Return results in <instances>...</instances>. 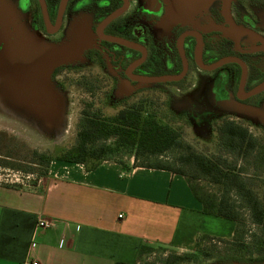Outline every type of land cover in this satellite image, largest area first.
<instances>
[{
    "label": "rangeland",
    "instance_id": "obj_1",
    "mask_svg": "<svg viewBox=\"0 0 264 264\" xmlns=\"http://www.w3.org/2000/svg\"><path fill=\"white\" fill-rule=\"evenodd\" d=\"M191 1L185 0V3ZM260 1L264 4V0ZM168 12L170 17L174 14L172 8ZM35 22L34 2L30 9L24 10L19 0H0V133L5 134L0 138V183L30 186L38 182L59 161L54 160L48 168L40 167L33 163V152L37 150L58 156L72 148L85 109L95 111L100 108L104 116H115L126 105L145 101L165 112L166 118L160 121L179 130L184 146L172 148L161 156H141L138 165L161 162L194 176L197 172L180 161L188 154L187 149H191L208 158L220 159L229 166L236 165L242 178L254 184L252 188L264 204V167L253 165L257 153L249 158H239L227 151L219 134L224 121H234L247 128L257 141L255 151H264V104L251 107L236 104L234 100L216 104L212 94H196L197 91L179 92L172 88L170 92L173 94H165L169 90L166 85L147 88L123 83L121 94H87L80 83L57 89L52 68L58 64L66 66L82 62L80 49L75 53L70 51L84 42L85 36L93 40L90 24L89 21L80 22L78 30L69 33L66 47H58L36 30ZM132 91L138 94H130ZM89 105L93 106L88 108ZM113 142L111 138L106 143ZM112 158L122 163L134 159L132 152L128 151ZM195 183L211 195L223 194L222 185L213 184L205 176ZM229 198L241 215L239 224L236 223V241L235 238L231 241L220 238L204 240L199 249L185 253L154 247L143 264H164L174 256L189 253L195 258L179 264H221L220 261L230 262L236 258L243 261L234 264H264V253L255 246L262 236L261 228L252 223L240 196L232 192ZM241 244L244 248L240 247Z\"/></svg>",
    "mask_w": 264,
    "mask_h": 264
},
{
    "label": "flooded vegetation",
    "instance_id": "obj_2",
    "mask_svg": "<svg viewBox=\"0 0 264 264\" xmlns=\"http://www.w3.org/2000/svg\"><path fill=\"white\" fill-rule=\"evenodd\" d=\"M33 2L36 30L58 47H66L80 22L90 24L93 40L85 36L70 51L80 49L82 62L52 68L57 89L80 83L87 94H121L123 83L166 85L165 94L197 91L212 94L216 104H264L260 0H19L24 10ZM157 78L167 80L146 81Z\"/></svg>",
    "mask_w": 264,
    "mask_h": 264
},
{
    "label": "crops",
    "instance_id": "obj_3",
    "mask_svg": "<svg viewBox=\"0 0 264 264\" xmlns=\"http://www.w3.org/2000/svg\"><path fill=\"white\" fill-rule=\"evenodd\" d=\"M235 231L203 213L184 176L134 159L94 170L59 161L30 186L0 183V264H143L154 247L191 252Z\"/></svg>",
    "mask_w": 264,
    "mask_h": 264
},
{
    "label": "trees",
    "instance_id": "obj_4",
    "mask_svg": "<svg viewBox=\"0 0 264 264\" xmlns=\"http://www.w3.org/2000/svg\"><path fill=\"white\" fill-rule=\"evenodd\" d=\"M123 101L127 102V99H122ZM92 106L89 105L88 108ZM160 109L145 101L126 105L115 116H104L100 108L95 111L85 109L79 122L76 144L58 156L36 150L33 152L35 157L33 163L48 168L51 162L58 160L70 164H83L88 170H94L103 161L112 160V156L117 153L132 152L135 159L134 166L167 170L184 176L194 196L203 205L205 215L224 218L239 224L240 212L235 203L230 200L229 195L234 192L240 196L247 206L252 223L261 228L262 236L255 242V246L259 252L264 253V204L252 188L254 184L242 178L241 172L236 170V165L229 166L220 159L208 158L191 149H187L188 154L182 156L180 161L197 172L194 176H189L181 168L175 169L161 162L137 164L141 156H161L172 148L184 146L179 130L160 121L166 118L165 112ZM219 134L221 143L228 152L239 158H249L253 153H257L253 165L264 167V151H255L258 143L249 134L247 128L227 120L220 126ZM4 136L5 134L0 133V138ZM111 138L114 139L113 144H107L106 142ZM120 163L124 166V163ZM202 176L207 177L213 184L222 185L223 194L211 195L200 188L195 182ZM237 233L236 228L235 241L238 238ZM213 239L210 236L200 237L194 251L199 249L201 241ZM240 247L244 248L243 244ZM194 258L195 255L189 253L174 256L164 264H179L192 261ZM116 264L127 263L117 262Z\"/></svg>",
    "mask_w": 264,
    "mask_h": 264
},
{
    "label": "built area",
    "instance_id": "obj_5",
    "mask_svg": "<svg viewBox=\"0 0 264 264\" xmlns=\"http://www.w3.org/2000/svg\"><path fill=\"white\" fill-rule=\"evenodd\" d=\"M38 226L41 227V228H49V227L52 226V223L47 221V220L40 219L38 221ZM33 264H38V263H33Z\"/></svg>",
    "mask_w": 264,
    "mask_h": 264
},
{
    "label": "water",
    "instance_id": "obj_6",
    "mask_svg": "<svg viewBox=\"0 0 264 264\" xmlns=\"http://www.w3.org/2000/svg\"><path fill=\"white\" fill-rule=\"evenodd\" d=\"M40 1H41L42 4H44V3H43V0H40ZM195 6H196V4H195ZM191 10H192V9H191ZM45 14H46V13H45ZM166 80H167V78H157V79L146 80V81H148V82H162V81H166ZM262 89H264V86L261 87V88L259 89V91L262 90ZM251 95H254V94H251Z\"/></svg>",
    "mask_w": 264,
    "mask_h": 264
},
{
    "label": "bare ground",
    "instance_id": "obj_7",
    "mask_svg": "<svg viewBox=\"0 0 264 264\" xmlns=\"http://www.w3.org/2000/svg\"><path fill=\"white\" fill-rule=\"evenodd\" d=\"M75 32H76V31H75ZM75 32H74V33H75ZM75 35H77V34H75Z\"/></svg>",
    "mask_w": 264,
    "mask_h": 264
}]
</instances>
